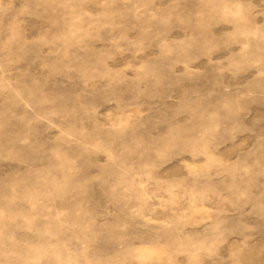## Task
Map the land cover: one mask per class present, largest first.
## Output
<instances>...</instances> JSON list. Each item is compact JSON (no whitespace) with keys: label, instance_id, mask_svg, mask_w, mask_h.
I'll return each instance as SVG.
<instances>
[{"label":"rangeland","instance_id":"1","mask_svg":"<svg viewBox=\"0 0 264 264\" xmlns=\"http://www.w3.org/2000/svg\"><path fill=\"white\" fill-rule=\"evenodd\" d=\"M0 264H264V0H0Z\"/></svg>","mask_w":264,"mask_h":264}]
</instances>
